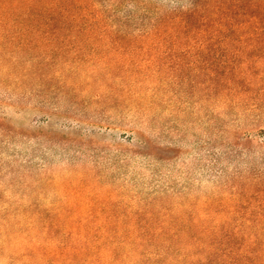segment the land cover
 <instances>
[{"label": "rangeland", "instance_id": "rangeland-1", "mask_svg": "<svg viewBox=\"0 0 264 264\" xmlns=\"http://www.w3.org/2000/svg\"><path fill=\"white\" fill-rule=\"evenodd\" d=\"M88 1L112 27L136 12L132 0L120 14L115 0ZM145 1L153 15L189 0ZM224 48L212 49L223 55L213 72L192 50L183 79L166 71L163 81L128 49L115 66L105 44H89L31 70L27 53L0 44V264H43L28 222L24 240L10 235L8 219L25 211L91 228L88 255L72 262L56 261L40 235L51 247L45 264H189L228 211L262 204L264 42Z\"/></svg>", "mask_w": 264, "mask_h": 264}, {"label": "trees", "instance_id": "trees-1", "mask_svg": "<svg viewBox=\"0 0 264 264\" xmlns=\"http://www.w3.org/2000/svg\"><path fill=\"white\" fill-rule=\"evenodd\" d=\"M123 1L115 0L118 14ZM132 3L136 12L120 17L112 27L109 17L105 15L102 24V14L90 12L94 3L88 0H0V44L27 53L26 63L31 70L48 69L57 57H66L89 44H105V61L115 66L124 60L123 49H128L133 56L146 55L149 64L155 67L149 69L151 73L165 81L166 71L183 79L182 72L191 64L192 50L193 61L203 62V70L211 73L223 56L212 52L215 45H223L228 53L236 42H264V0H189L184 6L167 11L157 9L153 15L149 14L145 0H132ZM147 19L144 29L122 30L134 20ZM245 34L250 37L246 39ZM108 74L115 76L111 70ZM37 76L41 79V75ZM121 84L122 89L126 87L124 82ZM25 212L28 214L17 221L8 219L10 235L15 242L24 240V234L18 231L20 225L28 222L27 227L36 232L35 256L43 264L51 256V247L56 261L72 262L88 255L89 224L68 220L61 223L54 217L48 220L40 210ZM228 212L227 221L218 226L219 235L199 241L200 249L189 264H264V202L254 209L243 210L242 215L240 209ZM64 227L69 239L60 245L57 236ZM80 234L83 239L77 243L75 235ZM40 235H45L52 246L44 247ZM141 241L144 243L145 239ZM109 249L105 247L106 251ZM134 256L139 257V253L135 252Z\"/></svg>", "mask_w": 264, "mask_h": 264}]
</instances>
